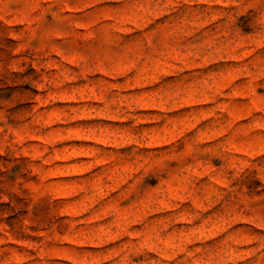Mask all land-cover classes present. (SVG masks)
Segmentation results:
<instances>
[{"label":"rangeland","instance_id":"1","mask_svg":"<svg viewBox=\"0 0 264 264\" xmlns=\"http://www.w3.org/2000/svg\"><path fill=\"white\" fill-rule=\"evenodd\" d=\"M0 264H264V0H0Z\"/></svg>","mask_w":264,"mask_h":264}]
</instances>
